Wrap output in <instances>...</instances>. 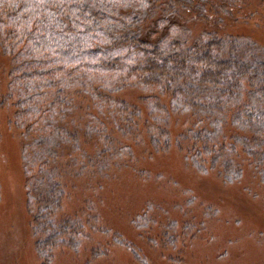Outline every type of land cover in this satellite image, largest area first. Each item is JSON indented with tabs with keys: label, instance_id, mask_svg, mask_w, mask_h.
Returning <instances> with one entry per match:
<instances>
[{
	"label": "trees",
	"instance_id": "1",
	"mask_svg": "<svg viewBox=\"0 0 264 264\" xmlns=\"http://www.w3.org/2000/svg\"><path fill=\"white\" fill-rule=\"evenodd\" d=\"M236 1L0 0V56L9 61L0 110L14 108L13 124L24 137L26 209L41 264H51L55 249L76 252L89 238L81 219L57 218L65 195L57 163L63 159L73 176L87 164L96 174L106 155L128 149L109 130L135 136L142 123L151 145L167 151L170 117L185 115L188 126L175 145H185L197 172L217 170L225 183L236 181L240 147L264 180V51L216 28L193 35L189 26L230 20ZM129 87L142 91L147 117L117 96ZM226 127L245 134L227 140ZM81 133L91 151L81 149ZM98 222L87 221L147 264L132 243ZM132 223L142 230L153 220L146 213ZM175 229L169 222L158 244L174 247Z\"/></svg>",
	"mask_w": 264,
	"mask_h": 264
},
{
	"label": "rangeland",
	"instance_id": "2",
	"mask_svg": "<svg viewBox=\"0 0 264 264\" xmlns=\"http://www.w3.org/2000/svg\"><path fill=\"white\" fill-rule=\"evenodd\" d=\"M232 12L231 19L225 18L220 25L191 22L193 35L216 28L222 34L248 38L264 51V0H237ZM8 68V59L0 56L2 94ZM141 95L134 87L117 93L147 117ZM13 113V107L0 110V264H41L26 209L24 137L13 124ZM75 118L79 123V117ZM187 126L185 115H171L167 151L151 145L142 123L135 136L123 137L109 130L128 149L106 155L105 165L96 174L87 164L73 176L65 171L64 160H59L65 195L57 218L81 219L89 238L76 252L55 249L51 264H137L126 250L92 231L87 223L91 216L98 218V226L132 243L147 264H264L263 178L240 147L235 164L241 174L236 181L225 183L217 170L197 172L185 159V145L183 149L175 145ZM224 134L228 140L232 134L245 133L226 127ZM83 141L81 133V149L91 151ZM146 213L153 223L136 229L132 220ZM171 221L176 223V245L162 247L160 237ZM146 238L155 239L156 245L148 244ZM95 250L103 254L93 257Z\"/></svg>",
	"mask_w": 264,
	"mask_h": 264
},
{
	"label": "crops",
	"instance_id": "3",
	"mask_svg": "<svg viewBox=\"0 0 264 264\" xmlns=\"http://www.w3.org/2000/svg\"><path fill=\"white\" fill-rule=\"evenodd\" d=\"M132 258V257H131ZM133 260V259H132Z\"/></svg>",
	"mask_w": 264,
	"mask_h": 264
}]
</instances>
